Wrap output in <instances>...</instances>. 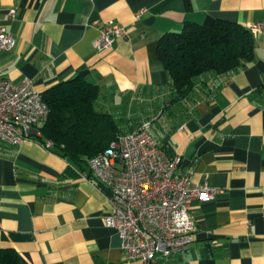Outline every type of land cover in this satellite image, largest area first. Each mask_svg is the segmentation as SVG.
Masks as SVG:
<instances>
[{
	"label": "crops",
	"instance_id": "0c3cea01",
	"mask_svg": "<svg viewBox=\"0 0 264 264\" xmlns=\"http://www.w3.org/2000/svg\"><path fill=\"white\" fill-rule=\"evenodd\" d=\"M215 19L264 23V0H0V26L15 40L0 51L1 77L31 78L40 93L87 77L100 87L96 107L123 132L150 120L156 142L181 157L178 171L217 190L191 201L188 247L153 264H264V29L254 34L253 60L199 75L181 99L157 56L164 33ZM106 22L126 26L127 36L98 51ZM109 209L87 163L35 138L0 141V247L14 248L21 264H142L104 225Z\"/></svg>",
	"mask_w": 264,
	"mask_h": 264
},
{
	"label": "built area",
	"instance_id": "2783aa9c",
	"mask_svg": "<svg viewBox=\"0 0 264 264\" xmlns=\"http://www.w3.org/2000/svg\"><path fill=\"white\" fill-rule=\"evenodd\" d=\"M14 15V9L7 13L8 18ZM248 27L255 34L264 29V23ZM126 36V26L106 22L98 27L93 46L101 51ZM14 43L0 26V51L11 49ZM47 115L48 108L31 78L13 82L0 76L1 142L17 145L35 138L44 148H53L52 140H39L38 124ZM150 125V120L141 122L87 160L91 176L109 203L104 225L116 230L126 258L142 264L184 251L196 230L191 201L211 199L217 191L206 182L194 183L190 171L179 172L181 157L156 142Z\"/></svg>",
	"mask_w": 264,
	"mask_h": 264
},
{
	"label": "trees",
	"instance_id": "16d2710c",
	"mask_svg": "<svg viewBox=\"0 0 264 264\" xmlns=\"http://www.w3.org/2000/svg\"><path fill=\"white\" fill-rule=\"evenodd\" d=\"M254 46L249 27L215 19L208 26L184 22L179 31L166 32L158 39L156 51L176 100L192 91L201 74L227 75L244 67L254 58ZM99 94L98 84L78 74L42 92L48 115L38 124L39 140H52L60 155L79 165L107 148L125 132L118 118L96 107ZM0 264H21L17 251L0 247Z\"/></svg>",
	"mask_w": 264,
	"mask_h": 264
}]
</instances>
